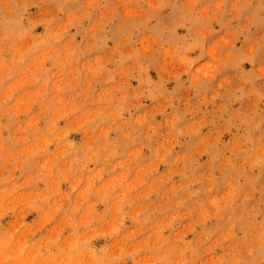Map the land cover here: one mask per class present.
Segmentation results:
<instances>
[{"label": "rangeland", "instance_id": "1", "mask_svg": "<svg viewBox=\"0 0 264 264\" xmlns=\"http://www.w3.org/2000/svg\"><path fill=\"white\" fill-rule=\"evenodd\" d=\"M0 264H264V0H0Z\"/></svg>", "mask_w": 264, "mask_h": 264}]
</instances>
